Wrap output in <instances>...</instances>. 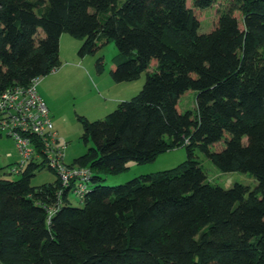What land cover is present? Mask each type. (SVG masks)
I'll return each instance as SVG.
<instances>
[{
	"label": "trees",
	"instance_id": "obj_1",
	"mask_svg": "<svg viewBox=\"0 0 264 264\" xmlns=\"http://www.w3.org/2000/svg\"><path fill=\"white\" fill-rule=\"evenodd\" d=\"M119 1L0 0V95L59 69L66 33L84 40L81 56L115 42L114 83L147 73L105 121L83 122L93 146L69 165L93 172L82 207L58 179L31 185L44 157L16 180L0 174V264H264V0ZM190 92L196 109L183 112ZM178 148L188 159L173 170L102 185ZM196 149L257 188L213 185Z\"/></svg>",
	"mask_w": 264,
	"mask_h": 264
},
{
	"label": "rangeland",
	"instance_id": "obj_2",
	"mask_svg": "<svg viewBox=\"0 0 264 264\" xmlns=\"http://www.w3.org/2000/svg\"><path fill=\"white\" fill-rule=\"evenodd\" d=\"M125 1L120 0L118 7ZM202 14L204 18L201 19L200 33L207 34L213 30L212 21L216 18V11L206 10ZM65 38L62 42L63 54L60 52L62 66L40 79L38 93L44 97L52 116L54 115L52 122L55 130L61 142L67 145L65 162L72 165L93 146L92 143L86 144L83 141V122L105 121L118 109L121 102L132 100L142 91L147 73H143L139 79L132 82L114 83L110 71L118 64L119 58L115 42L105 45L96 54L81 56L80 50L84 40L76 39L68 33L65 34ZM99 59H102L104 64L102 73H99L97 67ZM114 99L118 101L114 102ZM179 106L183 112L194 111L196 94L188 93L181 99ZM195 154L206 171L208 181L213 185L225 190L236 184L244 185L251 190L257 188V182L250 174L222 173L199 149L195 150ZM187 159L186 148H178L160 155L154 162L148 164L139 165L131 162L128 170L119 175L101 174L104 178L102 185L107 187L124 185L142 175L173 170ZM18 161L20 157L14 141L0 135V174L4 173L6 178L16 180L18 176L12 175V167ZM35 174L31 181L33 187L53 184L58 179L54 172L45 168L38 169ZM72 205L77 208L83 206L76 198L72 200Z\"/></svg>",
	"mask_w": 264,
	"mask_h": 264
},
{
	"label": "built area",
	"instance_id": "obj_3",
	"mask_svg": "<svg viewBox=\"0 0 264 264\" xmlns=\"http://www.w3.org/2000/svg\"><path fill=\"white\" fill-rule=\"evenodd\" d=\"M39 83L40 78H36L27 87L13 86L0 95V135L14 141L20 157L12 174L22 175L29 164L44 157L46 169L57 175L61 188L71 190L82 202L90 192L93 172L66 164L67 145L61 142L49 108L38 93Z\"/></svg>",
	"mask_w": 264,
	"mask_h": 264
},
{
	"label": "crops",
	"instance_id": "obj_4",
	"mask_svg": "<svg viewBox=\"0 0 264 264\" xmlns=\"http://www.w3.org/2000/svg\"><path fill=\"white\" fill-rule=\"evenodd\" d=\"M63 39H66L65 38V34H63L62 35V37H61V48H60V52L63 54V48H62V42H63ZM65 41H68V40H65ZM60 53V54H61ZM40 97L44 100V97L42 96V95H40ZM118 101V99H114V102H117ZM44 102H45V100H44ZM46 103V102H45ZM122 103V102H121ZM46 105H47V107H48V104L46 103ZM119 106V105H118ZM50 111V115H51V119L53 118L54 119V115L52 116V114H51V110H49ZM54 123V122H53ZM12 165V164H11Z\"/></svg>",
	"mask_w": 264,
	"mask_h": 264
}]
</instances>
